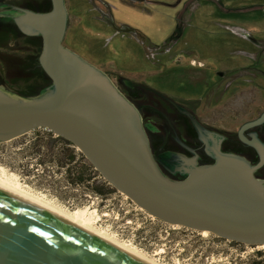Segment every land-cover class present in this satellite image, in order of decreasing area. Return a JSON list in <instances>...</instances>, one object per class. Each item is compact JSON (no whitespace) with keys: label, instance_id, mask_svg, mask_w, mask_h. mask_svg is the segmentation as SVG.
<instances>
[{"label":"water","instance_id":"95a60500","mask_svg":"<svg viewBox=\"0 0 264 264\" xmlns=\"http://www.w3.org/2000/svg\"><path fill=\"white\" fill-rule=\"evenodd\" d=\"M48 12L16 6L18 29L40 36L39 63L52 83L37 96L12 95L0 86V142L45 128L78 148L114 188L170 225L210 233L237 243L264 246V142L248 129L264 124L262 114L241 126L243 142L259 153L258 163L222 150L224 136L189 116L216 162L167 152L154 156L140 111L101 68L64 45L66 0H51ZM150 128L154 129L152 125ZM160 162L184 178L164 173ZM0 264H145L115 246L34 205L0 191Z\"/></svg>","mask_w":264,"mask_h":264},{"label":"rangeland","instance_id":"374dc122","mask_svg":"<svg viewBox=\"0 0 264 264\" xmlns=\"http://www.w3.org/2000/svg\"><path fill=\"white\" fill-rule=\"evenodd\" d=\"M173 3L171 7L159 3L168 23L175 10V32L155 38L158 41L136 35L132 40L124 35L97 37L90 30L72 36V18L64 45L95 66L107 62L102 70L120 88L119 72L141 75L146 83L169 88L168 95L186 103L202 122L237 132L264 111V10L247 9L256 6L251 0ZM11 44L0 48V54L23 58L33 54L24 41ZM186 52L197 53L208 64L189 67L187 56L181 55ZM162 60L174 65L167 71L180 78L156 74ZM35 76L16 66L6 68L0 55V85L5 91L16 96L32 87L37 91L42 85L33 80ZM0 179L72 216L90 219L92 226L159 264H257L261 260L257 252L264 251L159 220L109 184L78 148L45 128L0 142Z\"/></svg>","mask_w":264,"mask_h":264},{"label":"flooded vegetation","instance_id":"af4514ba","mask_svg":"<svg viewBox=\"0 0 264 264\" xmlns=\"http://www.w3.org/2000/svg\"><path fill=\"white\" fill-rule=\"evenodd\" d=\"M45 1L46 0H0V7L16 6L40 12L41 5L45 3ZM14 16L13 13L0 16V26L11 22L14 25ZM15 26L17 27L16 24ZM16 33L17 38L10 40L6 48L9 46L12 47V41L19 43L18 45H20L21 41H24L29 49H33V54H28L26 58L15 53L0 54L1 60L6 68L10 69L16 66L17 70L20 68L26 70L30 67L31 59L37 56V45L40 36H28L22 33L18 27ZM1 38L0 36V39ZM36 60L38 59L36 58ZM120 84L122 89L119 88L131 99L130 101L141 113L152 152L157 160L160 161L161 156L167 152L179 153L190 158L194 157L193 151H195L199 155L198 162L200 165H208L216 162L214 156L206 151V146L200 140L191 118L180 110V106L193 114L207 129L218 132L224 136L225 139L222 142V150L224 152L238 153L246 157L252 164L258 163L260 159L259 153L254 147L241 140L238 133L239 130L237 132H232L213 128L202 122L195 111L177 97L169 96L146 84L132 82L123 77L120 79ZM149 125H152L154 129L150 128ZM252 133H256L258 138L264 142V124L248 129L245 135L248 139H252ZM159 165L169 177L174 179L184 178L180 173H173L169 166L161 162ZM256 176L264 180V167L256 172Z\"/></svg>","mask_w":264,"mask_h":264},{"label":"crops","instance_id":"0c3cea01","mask_svg":"<svg viewBox=\"0 0 264 264\" xmlns=\"http://www.w3.org/2000/svg\"><path fill=\"white\" fill-rule=\"evenodd\" d=\"M174 1L176 0H66L69 21L72 18L75 21L74 31L71 35L77 36L81 30H90L94 33L93 35L97 37H111L110 34L114 36L124 35V37L132 40L136 35L158 41V39L155 40V38H164L175 32V10L173 12L174 14L172 13L173 15H171L173 16L172 23H168L169 19L164 18V13H160L159 11V3L171 7ZM251 1L252 3H256V6H250L247 9L254 10L255 8H259L264 10V0ZM166 15L168 16L169 14L166 13ZM164 22L166 24H164ZM69 28L70 26L68 25L66 37ZM142 44L143 48L146 49V45H144L143 42ZM181 55L187 56V58L184 56V58L180 60L184 61L186 58L185 61H188L187 64H189L191 68L196 67L201 69L208 64L206 59H201L195 52H186ZM162 61L163 62H160V70L158 69L156 74H166L165 76L172 78V80L180 78L176 76L174 72L168 73L167 71V67L172 66L171 68L173 69L174 65H169L167 61ZM102 66L108 67L107 62L102 61V64L97 65V67L101 69ZM141 74H145V72H141ZM119 75H126L130 78H134L131 80L132 82L146 85L150 84L146 83V81L144 82L142 79L143 76L138 74L119 72ZM161 85L162 84H150L152 88L154 87V89L168 94L169 88L166 90Z\"/></svg>","mask_w":264,"mask_h":264},{"label":"bare ground","instance_id":"6f19581e","mask_svg":"<svg viewBox=\"0 0 264 264\" xmlns=\"http://www.w3.org/2000/svg\"><path fill=\"white\" fill-rule=\"evenodd\" d=\"M0 191H3L11 196H14L22 201H25L35 207L46 211L52 215H55L66 222L86 231L87 233L115 246L116 248L124 251L125 253L135 257L136 259L144 262L145 264H159L156 260L150 259L141 253L139 250L134 249L127 243H122L118 241L114 236L107 234L106 232L97 229L96 227L92 226L90 223V219H82L81 215L72 216L66 213L63 209L56 208L54 205L49 204L48 202L44 201L43 199L36 197L34 195L29 194L28 192L24 191L20 188V186H16L12 183L6 182L0 179ZM87 218H89L87 216ZM205 232V231H204ZM209 232V231H208ZM259 248L264 249V246H259Z\"/></svg>","mask_w":264,"mask_h":264},{"label":"trees","instance_id":"16d2710c","mask_svg":"<svg viewBox=\"0 0 264 264\" xmlns=\"http://www.w3.org/2000/svg\"><path fill=\"white\" fill-rule=\"evenodd\" d=\"M46 1H47L46 7L45 6L43 8L38 7L41 10L40 12H48L51 10V7H52L51 0H46ZM16 31H17V27L15 26V24L13 25L12 22L7 23L6 25L0 26V36L2 37L0 39V48H6L8 46V44L10 43V40L17 38ZM37 46H38V51L36 53L37 56L33 57L31 59L30 67H28L26 70H28V71H30L36 75L33 78V80L39 84L41 83L42 88L35 91L34 89L32 90L33 87L31 86L32 88L30 90L25 91V92H20L19 95L22 97L30 98V97L37 96L43 88L49 86L52 83V80L48 77V75L45 73V71L43 70V68L40 66V63H39V55H40V52H41V49L43 46V41H42L41 37L38 39V45ZM7 53H11V52H7ZM36 58L38 60H36ZM118 77H119V79L122 78L121 75H119ZM231 153H234V152H231ZM235 154H238V153H235ZM257 255L259 257H261V260L259 262H257V264H264V251H262V250L258 251Z\"/></svg>","mask_w":264,"mask_h":264}]
</instances>
